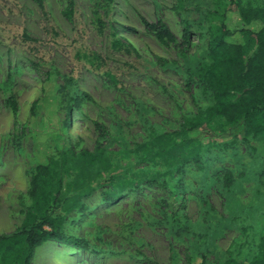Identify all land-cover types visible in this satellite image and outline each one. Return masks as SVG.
<instances>
[{
	"label": "rangeland",
	"instance_id": "rangeland-1",
	"mask_svg": "<svg viewBox=\"0 0 264 264\" xmlns=\"http://www.w3.org/2000/svg\"><path fill=\"white\" fill-rule=\"evenodd\" d=\"M242 1L264 8V0ZM73 2L68 20L67 0H0V236L21 226L31 202L33 133L52 128L56 108L58 126L68 119V146L91 153L100 144L103 160L87 165L92 190L80 209L66 213L61 230L85 247L46 239L30 264H187V255L205 264L250 260L264 237V132L243 140L183 129L212 104L199 69L209 62L217 1ZM140 16L164 21L177 42L186 29L188 45L157 41ZM45 81L56 93L47 95ZM10 96L15 111L6 104ZM95 122L106 127L103 134ZM214 129L226 125L216 121ZM161 134L167 136L156 139ZM63 135L46 139L47 156L59 158ZM73 165L60 168L61 207L76 192ZM172 198L177 202L166 204ZM18 260L0 246V264Z\"/></svg>",
	"mask_w": 264,
	"mask_h": 264
},
{
	"label": "trees",
	"instance_id": "trees-1",
	"mask_svg": "<svg viewBox=\"0 0 264 264\" xmlns=\"http://www.w3.org/2000/svg\"><path fill=\"white\" fill-rule=\"evenodd\" d=\"M216 1L218 8L210 13L216 24L210 27L206 38L209 62L199 69L202 83L211 91L212 104L204 109L198 108L192 118L185 120L183 129L184 132L193 133L198 137L221 135L226 138L233 134L247 140L249 136L257 137L264 132V8L242 0ZM73 12L74 2L67 0L62 14L71 20ZM140 19L143 26L162 44L172 43L180 47L188 45L189 33L186 29L181 41L177 42L169 26L161 19L154 22L143 16H140ZM155 60L161 65L169 63L161 56H155ZM44 84L47 95L50 90L56 93L55 86L49 88L46 81ZM14 103V98L10 96L6 104L10 105L13 111L16 109ZM56 114V108L50 110V116L54 121L51 129L46 128L33 133L35 167L28 188L31 202L25 211L21 226L11 235L0 236V246L17 252L20 264H30L34 248L46 239L65 241L79 248L86 245L83 239L66 236L61 230L66 222V213L80 209L81 199L92 190L88 183L93 170L89 166L97 159L103 160L101 158L103 151L100 144H97L94 152L81 150L75 153L68 146L66 139L68 119L64 120L63 126L60 127ZM216 121L226 125V129L220 132L215 130ZM94 128L100 134L106 129L100 122H95ZM63 132L64 144L59 147V158L55 160L46 154V139L59 137ZM164 136L167 134L156 135V139ZM70 161H73V167L79 168L74 188L76 192L69 197V204L61 207L65 197L60 191L62 186L60 168L68 170ZM172 201L177 202L172 198L171 201L163 203L171 204ZM186 262L205 264L204 259L196 261L193 255H187ZM225 264H264V237L261 239L259 252L250 260L245 262L230 259Z\"/></svg>",
	"mask_w": 264,
	"mask_h": 264
}]
</instances>
